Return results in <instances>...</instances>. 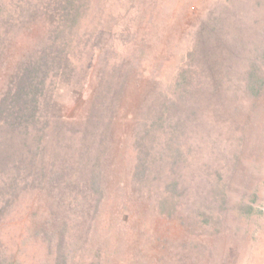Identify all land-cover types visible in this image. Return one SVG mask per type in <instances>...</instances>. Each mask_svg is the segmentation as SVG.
I'll return each instance as SVG.
<instances>
[{"label": "trees", "instance_id": "16d2710c", "mask_svg": "<svg viewBox=\"0 0 264 264\" xmlns=\"http://www.w3.org/2000/svg\"><path fill=\"white\" fill-rule=\"evenodd\" d=\"M176 1L0 0V264H24L5 222L25 208L28 227L12 238L27 230L44 242L45 264L108 262L137 215L178 210L180 188L203 175L197 148L219 176L214 184L205 170L210 191L227 202L221 181L240 139L215 120L259 106L264 39L247 49L241 15ZM161 18H191L194 32H171ZM123 146L136 153L126 175Z\"/></svg>", "mask_w": 264, "mask_h": 264}, {"label": "rangeland", "instance_id": "374dc122", "mask_svg": "<svg viewBox=\"0 0 264 264\" xmlns=\"http://www.w3.org/2000/svg\"><path fill=\"white\" fill-rule=\"evenodd\" d=\"M163 1L168 2L167 9L177 6L176 0ZM240 1L236 0L232 4L225 0H189L191 10L203 8L205 15L209 11L227 14V17L232 16L229 14L241 15L239 20L245 23L243 28L246 35L243 44L251 50L253 45L259 46L264 39V0ZM230 4L233 6H229ZM160 22L171 32H179L182 29L184 36L192 35L194 32L195 23L191 18L182 20L168 18L166 21L161 18ZM176 41L177 38L172 40L174 49ZM181 46H185L184 42ZM167 48L169 60L166 61V65L175 59L171 53H176L169 46ZM245 56L247 53L240 56L241 63L235 65L237 70L248 66ZM161 59L162 56H158L153 69L163 65ZM239 81L233 78L231 84L233 90L238 89ZM141 95L138 93L139 98ZM233 99L236 100L235 97ZM248 114L243 117H231L223 122L218 118L215 120L218 130H220L218 124L226 128L230 126V134H234L235 139H240L237 140L236 148L239 154L233 155V159L230 156L228 170L231 171L227 170L225 178L221 181L224 183L221 186L228 196L227 202L221 204L216 201V196L210 191L211 181L214 184L218 183L219 176L215 178L211 175L213 173L216 175L215 170L207 166L204 153L199 148L194 149L195 162L203 175L189 176L188 182L186 181L188 187L180 188L178 210L173 216L157 213L137 215L135 221L130 222L132 228L126 231L130 237L129 241L123 236L122 244L117 245L109 261L103 264H264V91L257 109L253 108ZM237 134L241 137L238 138ZM117 152L119 158L125 154L126 159L118 171L126 175L135 159V150L130 146H123L120 149L117 147ZM205 170L210 173L209 182L205 181ZM124 185L126 183L121 184ZM129 194L136 197L134 193L128 191L118 193V196ZM211 200H214L213 205L208 203ZM23 202V207L29 203L27 198ZM243 202L252 206V209H249L252 210L250 213L246 209V212L241 211ZM32 212L26 208L22 209L5 222L9 234L7 240L11 237L9 242L14 249L20 244L24 264H45L48 247L44 242L34 243L27 230L21 238H12L22 228L28 227ZM105 216L106 214H101L103 222L106 221ZM121 216L124 219L128 218L125 213ZM205 218L209 220L206 221Z\"/></svg>", "mask_w": 264, "mask_h": 264}]
</instances>
